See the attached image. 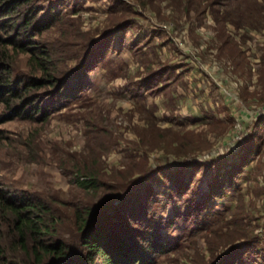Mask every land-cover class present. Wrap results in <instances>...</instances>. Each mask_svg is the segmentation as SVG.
Segmentation results:
<instances>
[{
  "label": "rangeland",
  "instance_id": "obj_1",
  "mask_svg": "<svg viewBox=\"0 0 264 264\" xmlns=\"http://www.w3.org/2000/svg\"><path fill=\"white\" fill-rule=\"evenodd\" d=\"M60 3L36 1L41 15L50 4L67 15L30 45L63 47L68 70L84 67L96 46L88 87L77 100L59 99L46 120L2 121L10 110L0 103L2 187L53 202L69 224L71 205H89L147 168L143 195L170 244L151 264H264V0ZM111 31L100 52L95 43ZM6 50L15 76L40 75L28 51ZM83 166L102 171L107 185L83 190L74 179ZM189 175L183 193L178 183ZM201 221L213 227H195ZM241 234L249 239L227 245Z\"/></svg>",
  "mask_w": 264,
  "mask_h": 264
},
{
  "label": "trees",
  "instance_id": "obj_2",
  "mask_svg": "<svg viewBox=\"0 0 264 264\" xmlns=\"http://www.w3.org/2000/svg\"><path fill=\"white\" fill-rule=\"evenodd\" d=\"M36 1L0 0V31H3L0 48L4 49H0V103L10 110V114L2 121L19 116L34 120L37 113L46 120L50 111L60 102L59 99L63 102L77 100L88 87L85 78L97 58L95 46L84 59V67L68 70L63 47L55 49L42 42L39 46H31L34 34L40 35L54 24L55 19L67 15L54 4H50L46 13L41 15ZM56 1L61 4L60 0ZM8 13L19 15V21L6 20L10 15ZM21 37H26L28 42L21 40ZM114 37L115 32L111 31L98 41L100 44L94 43L99 45L101 52L102 46L113 42ZM6 47L28 51V66L32 70L37 68L40 75L22 73L15 76L7 60ZM15 100L17 104L13 102ZM149 173V169L145 168L135 177L129 173L126 178L120 176L119 181L115 178L116 185L108 186V189H114L110 194L91 201L89 205H71L72 210L67 211L72 219L69 224L65 220L67 213L63 214L53 202L49 203L34 194L9 191L0 184V225L6 230L2 236L3 229L0 226V264H151L156 255L170 248V244L161 238L155 214L149 205V194L143 195V188L149 185H145ZM75 175L74 179L83 190L96 193L100 183L107 185L102 182L104 173L99 169L83 166L76 168ZM192 177L189 175L187 182L178 183L181 192H187L188 181ZM199 203L204 206L203 200ZM123 207L125 210L120 214ZM198 212L196 208L192 214L197 215ZM228 212L229 207L225 206L220 215ZM138 217L141 221L146 220V227L139 225L138 220H135ZM127 218H131L129 224ZM195 223L199 229L213 227L207 226L205 221ZM122 225L127 227L133 239L131 245L116 235L122 233ZM245 239H249L248 235L241 234L227 245ZM6 242L8 247H5ZM10 252L13 253L11 259L7 257Z\"/></svg>",
  "mask_w": 264,
  "mask_h": 264
}]
</instances>
